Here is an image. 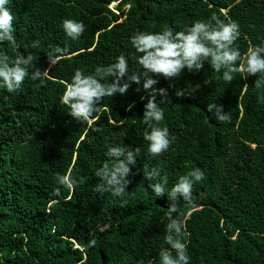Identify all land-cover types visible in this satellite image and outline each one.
Masks as SVG:
<instances>
[{
	"label": "trees",
	"instance_id": "16d2710c",
	"mask_svg": "<svg viewBox=\"0 0 264 264\" xmlns=\"http://www.w3.org/2000/svg\"><path fill=\"white\" fill-rule=\"evenodd\" d=\"M8 7L19 48L4 41L0 52L10 59L30 54L29 73L46 74L25 77L13 92L0 87V264H160L162 248L175 256L164 242L173 203L172 217L183 220L187 233L180 238L189 264H264V85L254 84L260 73L224 81L205 60L199 70L156 77L153 87L167 96L160 103L156 93L164 119L153 123L168 128L171 142L155 156L143 135L151 89L142 82L102 97L91 124L71 116L61 100L76 68L94 73L124 53L129 70L138 72L130 41L137 30L182 31L216 13L239 22L234 43L243 54L264 40V0H11ZM65 18L85 24L76 40L64 33ZM57 47L66 52L51 64L48 53ZM208 103L221 105L231 120H216ZM110 144L139 148L119 196L96 191ZM153 168L160 176L152 182L167 177L160 195L143 176ZM193 168L204 176L191 202L170 199L178 175ZM58 175L68 179L60 183Z\"/></svg>",
	"mask_w": 264,
	"mask_h": 264
},
{
	"label": "clouds",
	"instance_id": "9594fccd",
	"mask_svg": "<svg viewBox=\"0 0 264 264\" xmlns=\"http://www.w3.org/2000/svg\"><path fill=\"white\" fill-rule=\"evenodd\" d=\"M10 2L11 0H0V42L7 41L14 50H18L19 45L13 35L14 16L8 7ZM61 23L66 36L73 40L79 38L85 31V24L82 20L65 18ZM239 29L238 21L227 18L226 22L216 13H212L207 19L194 20L182 31H173L168 28L162 31L137 30L130 36V41L136 53L139 54L136 58L140 66L138 72L129 70L128 58L124 53L119 54L114 62L106 66H96L94 73H85L82 69L76 68L71 81L67 83L63 91L61 100L68 106L71 116L91 124L93 114L100 110L99 103L102 97L113 96L116 93L124 94L130 82L137 85L142 82L145 90L151 89L147 102L144 104L142 122L147 124L148 128L144 130L143 135L149 142L148 153L155 156L166 150L171 142L168 128L153 123L164 119V109L157 103L156 93L159 92L161 95L160 103H163L167 96L166 89L153 87L158 82L156 77L163 75L164 78H174L179 76L181 70L185 68L189 71L199 70L203 67V62L207 60L213 70L222 73L224 81H231L234 73H260V77L255 80L254 84L257 89L264 85V55H262L264 54V40L250 45L242 54L234 43L241 35ZM37 43L33 41L32 47H35ZM65 52L66 49L57 47L54 53L60 55L50 52L48 60L54 64ZM237 61L240 63L237 64ZM31 63L30 54H20L10 59L7 54L0 52V87L13 92L21 87L25 77L30 76L35 81L46 74L40 71L29 73ZM126 76L127 79H123ZM98 77H111V82L104 83ZM39 82L44 84L45 80L40 79ZM182 94L179 90L176 92L177 96ZM259 99L264 101V94ZM128 107L131 108L132 105ZM207 109L210 113L214 111L215 119L218 121L231 120L230 114L224 112L221 105L208 103ZM138 152L139 148L133 150L130 146L108 145L105 155L111 160L106 161L96 171V175L101 177V181L96 185V191L101 193L110 191L118 196L123 195L125 185L128 183L126 177L130 172V165L136 164ZM143 176L150 182L148 185L154 194L160 195L166 192V176L161 177L157 182H152L160 176L158 168L145 169ZM203 176L204 173L199 168H193L178 175L170 190H167L168 197L175 200L180 196L191 202L193 185ZM57 179L60 183H64L68 178L58 175ZM175 211V204H169L165 212L169 222L164 236V242L175 250V256L168 249L162 248L160 264H189L187 241L182 242L180 238L187 233L183 231V220L172 217ZM95 242L94 239L89 241V246L94 245ZM149 264H151L150 261Z\"/></svg>",
	"mask_w": 264,
	"mask_h": 264
},
{
	"label": "rangeland",
	"instance_id": "374dc122",
	"mask_svg": "<svg viewBox=\"0 0 264 264\" xmlns=\"http://www.w3.org/2000/svg\"><path fill=\"white\" fill-rule=\"evenodd\" d=\"M113 5H114V4L112 3L111 6L113 7Z\"/></svg>",
	"mask_w": 264,
	"mask_h": 264
}]
</instances>
